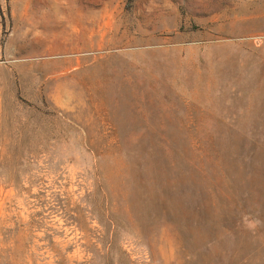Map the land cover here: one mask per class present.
I'll return each mask as SVG.
<instances>
[{"label":"rangeland","instance_id":"1","mask_svg":"<svg viewBox=\"0 0 264 264\" xmlns=\"http://www.w3.org/2000/svg\"><path fill=\"white\" fill-rule=\"evenodd\" d=\"M0 264H264V0H0Z\"/></svg>","mask_w":264,"mask_h":264}]
</instances>
